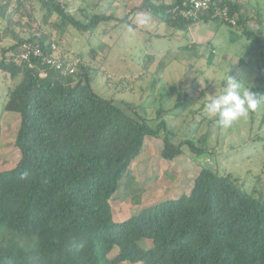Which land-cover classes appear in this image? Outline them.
<instances>
[{
  "label": "trees",
  "instance_id": "trees-1",
  "mask_svg": "<svg viewBox=\"0 0 264 264\" xmlns=\"http://www.w3.org/2000/svg\"><path fill=\"white\" fill-rule=\"evenodd\" d=\"M16 1L25 9V0ZM26 2L54 14L59 29L70 26L92 36L111 21L134 29L130 16L142 12L185 33L203 21L255 36L239 0H210V8L196 17L184 16L180 2L143 0L123 19L94 12L78 19L60 0ZM9 6L7 1L1 7L2 16ZM218 8L236 25L218 15ZM11 24L9 18L0 36V44L14 40L0 48V72L18 81L3 112L18 114L15 146L21 157L0 172V264H264V202L231 175L207 167L189 194L116 222L111 200L146 139L160 140L161 157L173 161L184 147L195 156L207 153L206 137L181 139L168 128L163 110L152 126L142 106L99 95L93 88L98 72L90 64L58 54V43L48 35L20 37ZM26 44L41 55L23 59ZM258 81L264 85V63ZM251 90L264 95L263 88Z\"/></svg>",
  "mask_w": 264,
  "mask_h": 264
},
{
  "label": "rangeland",
  "instance_id": "rangeland-1",
  "mask_svg": "<svg viewBox=\"0 0 264 264\" xmlns=\"http://www.w3.org/2000/svg\"><path fill=\"white\" fill-rule=\"evenodd\" d=\"M7 1L10 6L3 17L1 7ZM26 1L25 9H18L16 0H0V36L9 18L11 29L22 38L28 39L32 33L48 35L58 43V54L80 57L97 70L93 88L99 95L142 106L152 126L157 112L163 110L168 128L181 139H207L209 149L204 155L195 156L184 147V155L173 161L161 157L160 140L146 139L141 155L111 200L116 222L189 194L204 167L231 175L264 202V102L253 118L249 112L228 127L221 126L203 107L211 94H220L228 75L246 88L264 89L258 81L264 63V0H239L250 18L247 26L255 34L253 39L238 26L215 22L200 21L185 33L146 12L131 14L134 29L111 21L92 36L70 26L59 29L54 14L36 2L32 9ZM142 1L60 0L78 19H84L87 12L123 19ZM3 40L0 48L14 43L12 37ZM17 81L0 72V172L14 168L21 157L15 146L18 114L3 112L8 91ZM141 245L148 248L150 243Z\"/></svg>",
  "mask_w": 264,
  "mask_h": 264
},
{
  "label": "clouds",
  "instance_id": "clouds-1",
  "mask_svg": "<svg viewBox=\"0 0 264 264\" xmlns=\"http://www.w3.org/2000/svg\"><path fill=\"white\" fill-rule=\"evenodd\" d=\"M141 24L144 20L140 21ZM214 87L216 89L217 84L215 80ZM222 82H226L222 85V91L220 94L210 95L203 107L205 112L212 117L217 118L219 124L223 127L230 126L234 121L245 117L250 111H254L258 106L264 102V95H257L251 89L246 88L245 84L238 81L229 75L223 79Z\"/></svg>",
  "mask_w": 264,
  "mask_h": 264
},
{
  "label": "built area",
  "instance_id": "built-area-1",
  "mask_svg": "<svg viewBox=\"0 0 264 264\" xmlns=\"http://www.w3.org/2000/svg\"><path fill=\"white\" fill-rule=\"evenodd\" d=\"M169 2L173 4L180 2L184 8V10L181 13L186 17H196L199 12L207 11L210 8V0H169ZM217 14L220 15L221 17H224L225 20L229 21L233 25H236L234 20L229 19L226 9L221 10L218 8ZM24 51H25V54L23 55V59H27V60H28L29 54H33L34 56L41 55L40 49L33 47L30 44H26L24 46ZM49 62H51V60ZM58 66H59L58 68H60V65ZM73 66L71 65L67 66L68 68H70L68 71L69 74H73L74 72Z\"/></svg>",
  "mask_w": 264,
  "mask_h": 264
}]
</instances>
